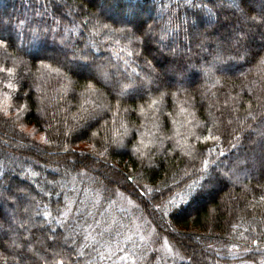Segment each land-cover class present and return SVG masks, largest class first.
I'll return each mask as SVG.
<instances>
[{"label": "trees", "instance_id": "obj_1", "mask_svg": "<svg viewBox=\"0 0 264 264\" xmlns=\"http://www.w3.org/2000/svg\"><path fill=\"white\" fill-rule=\"evenodd\" d=\"M0 39V264H149L118 192L171 264H264V0H0Z\"/></svg>", "mask_w": 264, "mask_h": 264}, {"label": "rangeland", "instance_id": "obj_2", "mask_svg": "<svg viewBox=\"0 0 264 264\" xmlns=\"http://www.w3.org/2000/svg\"><path fill=\"white\" fill-rule=\"evenodd\" d=\"M228 69L232 70L231 64H228ZM90 69L93 72H99V67L91 66ZM200 72V70H198ZM115 76L111 75L109 81L113 80ZM108 81V80H107ZM226 178L231 180L232 178L227 173ZM232 181V180H231ZM114 200L120 207L132 213V223L129 224L127 231L124 232V240L138 251L139 257L142 259L141 263L149 260V264H171L170 260L175 263L176 260L180 259V252L177 248L166 238H159L151 225V223L141 216L138 215L136 202L133 201L127 194L118 192ZM208 200V199H207ZM205 199L203 202H207ZM248 249L240 248L236 249L234 253L240 252L245 253ZM118 251V259L127 261L128 252ZM134 260V258L132 259Z\"/></svg>", "mask_w": 264, "mask_h": 264}, {"label": "snow or ice", "instance_id": "obj_3", "mask_svg": "<svg viewBox=\"0 0 264 264\" xmlns=\"http://www.w3.org/2000/svg\"><path fill=\"white\" fill-rule=\"evenodd\" d=\"M242 2V0H241ZM237 7H239V5H237ZM255 19V18H253ZM133 39H139V37H136L133 35L132 37ZM6 41H4L3 39H0V46H5L6 45ZM257 56H259V64L260 65H264V56H260V54H257ZM82 58V57H81ZM81 58H78L76 56H73V59H81ZM151 62H149V65H150ZM87 63H85L84 65H77L76 67L77 68H83V67H87ZM45 67H48L47 65H45ZM5 69H2L0 68V71H4ZM6 71L11 74L12 73V69L11 68H8L6 69ZM55 71L57 72H60V69H55ZM99 71V77L100 79L97 78L96 75H93L89 81V84H88V88L89 90L91 91H96L95 89V83H100L101 82V79L102 80H107L108 79V73L106 72H103L101 70H98ZM142 80L144 78H141ZM93 81H95V83H93ZM153 81L151 79H148V83H152ZM9 88H12L14 87L12 82L9 81L8 85H7ZM143 87V84H137L131 77H129L128 81L125 82V83H122L120 84L119 86V92H118V96H121V95H128L129 92H139ZM157 92H158V95L156 97H150L149 98V102L147 103V107L152 110L153 112L157 111L159 109V106L160 104L163 102L165 96L167 95H175V93H170V92H167V91H163V90H160L159 88L157 89ZM7 99V97H6ZM140 113L143 115L144 114V107L143 105L140 106ZM123 126V125H122ZM93 135H96L95 133H93ZM217 139L216 137H205L204 139ZM42 139H44L42 137ZM113 143H115L117 146H119L120 144V141L119 140H114ZM141 143H143V141H141ZM136 151H139V149L137 148ZM205 163V168H207V161L204 162ZM213 180L214 178L211 177V176H208V178L205 180V183L200 185V189L201 191L203 190L205 184H212L213 183ZM201 192H197L195 188L191 187L189 188V191L187 193H185V195L187 196H191L192 199H195L196 196L200 195ZM261 200H264V195H262L260 197ZM177 211H180V209L178 208ZM253 243H257L256 240H253ZM60 264H63V262L61 261Z\"/></svg>", "mask_w": 264, "mask_h": 264}]
</instances>
